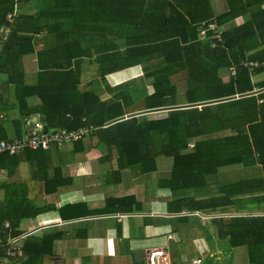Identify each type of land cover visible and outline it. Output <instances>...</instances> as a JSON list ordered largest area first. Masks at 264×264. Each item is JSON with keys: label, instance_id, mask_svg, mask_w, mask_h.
I'll return each mask as SVG.
<instances>
[{"label": "trees", "instance_id": "16d2710c", "mask_svg": "<svg viewBox=\"0 0 264 264\" xmlns=\"http://www.w3.org/2000/svg\"><path fill=\"white\" fill-rule=\"evenodd\" d=\"M38 1L40 10L14 16L10 33L0 39V76L14 88L10 103L0 94V140L21 137L24 120L32 116L43 124L44 131L92 126L95 130L86 138L103 157L116 156L118 171L154 172L157 157H170V179L160 186L175 195L206 188V178L223 167L264 168V91L216 102L264 88V79H251L264 74V0H225L227 10L218 15L212 11L211 0ZM15 5L14 0H0V26L7 23L6 16ZM238 17L244 18L243 23L231 25ZM210 23L221 32L220 42L207 29ZM202 29L206 30L204 36L199 34ZM42 33L47 47L37 53L36 83L27 85L22 58L35 53L34 36ZM94 54L101 79L160 57L163 68L152 75L153 91L144 97L145 110L178 105L177 86L171 79L180 73L185 84L183 104L188 107L167 111L160 119L145 115L125 118L130 83L117 88L119 95L113 89L117 96L107 101H100L93 88L80 89V62ZM251 62L257 64L252 72L243 65ZM231 67L235 74L224 81L221 71ZM31 98L38 102L31 105ZM200 103L207 105L200 107ZM13 111L15 115H11ZM222 132L228 134L214 137ZM83 139L73 142L74 152L83 151ZM22 153L27 162H33L44 151L25 149ZM20 154L0 156L7 176H13L21 163ZM44 168L41 165L38 170L42 173ZM43 179L49 189L45 191L60 185L58 179L52 181L45 175ZM0 187L8 188L5 184ZM8 189L0 201V227L7 221L11 236L18 237L22 235L21 220L34 218L40 209L32 206L21 188ZM261 190L263 178L241 179L220 187L219 195L180 196L173 201L178 207L172 209L179 213L214 211L229 205L240 208L263 198L232 197ZM217 222L232 246H247L249 262L264 264V250L259 248L264 246L259 243L260 237L264 240V216H232ZM57 236L49 232L27 235L17 242L21 255L7 264H46L45 259H53Z\"/></svg>", "mask_w": 264, "mask_h": 264}, {"label": "crops", "instance_id": "0c3cea01", "mask_svg": "<svg viewBox=\"0 0 264 264\" xmlns=\"http://www.w3.org/2000/svg\"><path fill=\"white\" fill-rule=\"evenodd\" d=\"M14 1L16 3L14 10L9 13L13 14L11 24L8 23L6 16L5 25H10V29L14 16L35 14L41 8L38 0H24L21 3H18L19 0ZM217 1L211 0L214 15L227 10L225 4L226 10L217 13L214 7ZM243 21V17H238L231 25H240ZM43 35L42 33L34 36L35 53L22 58L24 81L27 85L35 84L37 80V53L47 47ZM0 39L6 38L3 39L0 35ZM243 65L252 72L253 67ZM97 68L95 54L80 62L81 90L93 88L100 101H107L120 94L117 88L130 83L129 89H132L129 92L130 104L123 109L125 118L129 115L134 117L145 115L152 120L166 116V112L163 111H146L144 102V97L153 91L152 75L156 70L163 68L160 57L106 74L102 79L99 78ZM232 71L234 75V67L227 72L221 71L224 81L232 75ZM183 78L184 75L180 73L171 79L177 86L178 105H186L183 104L185 101ZM251 79L253 82L262 80L264 74L252 76ZM177 81H183L182 90ZM113 89L117 95H113ZM0 94L9 103L14 95L13 86H8L3 76H0ZM31 99V105L38 102L35 98ZM158 113H164V116L154 117ZM11 115H15V112H11ZM86 137L82 141L83 151L80 152H74L73 143L61 147L53 145L43 150L44 154L33 162H27L22 153L21 163L13 176H7L5 171L0 180V186L5 184L8 188H21L32 206L40 209L34 218L21 220L19 229L22 234L41 235L49 232L58 235L53 242V259H45L46 264H145V252L152 248L164 249L169 264H193L194 260H200L199 264H252L248 260L247 246H232L231 240L223 237L219 231L217 220L232 216H264V191L232 197V199L263 198L258 204H245L240 208L229 205L214 211L183 210L177 213L172 208L178 207L176 204L173 205V201L178 197L219 195L220 187L233 183H215L214 179L224 169L220 168V171L206 178V188L196 190V193L182 191L175 195L170 189L160 186L161 182L170 179L173 163L170 157H157L154 172L139 174L138 169L128 168L118 171L116 156L103 157L102 153L93 147L95 143ZM191 147L189 144V148ZM41 165H45L42 173L38 170ZM249 171L250 173L242 179L260 177L264 180V168L254 166L249 168ZM44 175L46 179L52 181L58 179L60 185L56 189L51 187V192L45 191L47 188ZM2 180H7L8 183H3ZM8 188L0 187L3 191L0 201L5 197ZM25 222L30 223L26 230L21 226ZM262 238H259V243H264ZM259 248L264 250V246L259 245ZM134 249L143 251V262L134 261V255L131 253Z\"/></svg>", "mask_w": 264, "mask_h": 264}, {"label": "built area", "instance_id": "2783aa9c", "mask_svg": "<svg viewBox=\"0 0 264 264\" xmlns=\"http://www.w3.org/2000/svg\"><path fill=\"white\" fill-rule=\"evenodd\" d=\"M13 14L7 15V21L12 23ZM204 25V23H202ZM10 29V25L0 26V35L5 39ZM208 30L213 33L214 38L217 41H221V32L216 29L214 23L208 25ZM206 30H200V35H205ZM250 67L255 68L256 63L248 64ZM233 70V69H232ZM233 73V71H232ZM24 132L21 137L15 138L10 141L0 140V156L3 155H17L23 152L25 149L29 150H47L51 146L55 145L61 147L66 144L73 143L79 139H82L95 130L94 127H84L72 131L65 129L44 131L43 124L36 117H29L24 120L23 124ZM5 170L0 164V180L2 179ZM28 234H22L18 237H13L10 234L8 223H4L0 229V264H7V261L15 256L21 255V248L17 245V242L26 237ZM171 237V235H169ZM145 264H169L165 255V250L161 248H152L145 252L144 255ZM200 260H194L193 264H199Z\"/></svg>", "mask_w": 264, "mask_h": 264}, {"label": "rangeland", "instance_id": "374dc122", "mask_svg": "<svg viewBox=\"0 0 264 264\" xmlns=\"http://www.w3.org/2000/svg\"><path fill=\"white\" fill-rule=\"evenodd\" d=\"M216 6L214 5L215 7V11L218 13V12H221L223 10H226V3L224 0H218L216 3ZM178 83V86L179 88L181 87V90L183 89V81H177ZM164 116V113H158L156 115H154V117H163ZM228 133L227 132H222V133H219V134H216L214 135V137H217V136H224V135H227ZM192 144V143H191ZM165 163V162H164ZM163 163V164H164ZM224 169V170H222ZM220 170L221 173L219 174V176H217L216 178L213 177L215 183H220V182H234V181H237V180H240L244 177H246V174H249L250 171H249V168H242V167H239V166H227V167H223L221 168ZM219 170V171H220ZM256 171V170H255ZM255 173V172H253ZM3 183H8L7 180H2ZM7 181V182H6ZM2 190H0V199L2 198ZM30 223H23L21 226L24 230L27 229V226L29 225ZM33 224L35 225V222H33Z\"/></svg>", "mask_w": 264, "mask_h": 264}, {"label": "water", "instance_id": "95a60500", "mask_svg": "<svg viewBox=\"0 0 264 264\" xmlns=\"http://www.w3.org/2000/svg\"><path fill=\"white\" fill-rule=\"evenodd\" d=\"M264 91V88L262 89H256L250 93H247V94H240V95H235V96H232L230 98H225V99H222V100H217L216 102L219 103V102H223V101H231V100H234V99H239V98H243L245 96H252V95H257L261 92ZM211 103H214V102H211ZM211 103H208V104H211ZM207 105L206 103H200L199 106H205ZM188 105H176V106H172V107H163V108H158V109H155V112H167V111H171V110H179V109H184V108H187ZM131 253L134 255V261L136 263H141L143 262V251L140 250V249H134L131 251Z\"/></svg>", "mask_w": 264, "mask_h": 264}]
</instances>
